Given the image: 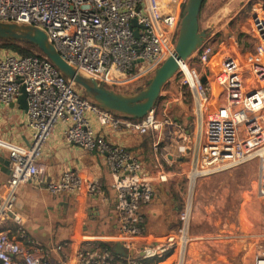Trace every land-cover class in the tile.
Masks as SVG:
<instances>
[{
    "label": "built area",
    "instance_id": "built-area-1",
    "mask_svg": "<svg viewBox=\"0 0 264 264\" xmlns=\"http://www.w3.org/2000/svg\"><path fill=\"white\" fill-rule=\"evenodd\" d=\"M185 2L0 0V21L41 28L61 58L76 71L115 90L113 87L149 76L174 52ZM248 31L254 40L248 57L241 59L227 48L217 60V68L211 64L215 50L212 35L207 33L201 46L179 63L171 78L176 91L161 90L160 96L166 97L161 114L155 105L139 119L104 109L83 97L44 55L20 56L0 49V103L15 101L23 85L27 92L25 123L31 131L28 145L0 139V148L7 150L10 159V174L0 191V264H54L48 250L29 235L24 217L15 210L16 189L22 183L36 181L53 195H74L80 203L74 217L82 222L84 197L100 195L106 199L100 180L76 168L62 169L56 179H47L38 158L57 122L64 124L67 143L101 156L112 178L116 228L97 235L80 232L78 241L68 236L57 243L56 249L68 246L70 253L60 255L56 264H154L153 260L170 250L176 255V264H183L192 241L221 237L247 243L248 264H264V232L222 236L190 232L194 187L201 177L254 160L256 194L264 197V4L254 8ZM194 57L201 63L199 72L189 66ZM202 76L204 83L200 81ZM185 86L193 101L190 134L168 111L170 102L186 98L182 90ZM214 87L217 94H213ZM210 104L214 105L212 110L208 109ZM103 129L149 132L154 169L147 170L122 144L107 140L101 133ZM168 129H175L180 139L178 156L187 157V166L180 173L188 185V199L179 214L178 226L157 234L145 224V208L155 196V186L170 178V171L157 157ZM11 222L14 230L8 227ZM117 241L127 249L126 256L102 245L112 246Z\"/></svg>",
    "mask_w": 264,
    "mask_h": 264
},
{
    "label": "crops",
    "instance_id": "crops-1",
    "mask_svg": "<svg viewBox=\"0 0 264 264\" xmlns=\"http://www.w3.org/2000/svg\"><path fill=\"white\" fill-rule=\"evenodd\" d=\"M209 34L212 35L211 41H213L214 32H210ZM221 44L224 43L222 42ZM219 47L215 50L213 56V58H216L215 61L226 50ZM165 86L163 88L165 93L176 90L174 84H172L170 90H164ZM163 101L161 100L160 104L156 103V108L160 111L159 114H161ZM168 111L172 119L180 124L186 133L190 134L193 131V117L185 112L184 100L170 102L168 104ZM25 115L26 110L20 107L17 100L9 105L0 103V139L20 145H28L31 131L25 123ZM183 115L185 122L181 118ZM63 129L64 124L57 122L50 136L42 145V152L38 158V163L45 167L47 179H56L62 169L76 168L81 174L96 177L100 180L106 199L100 195L84 197L82 205L85 214L83 215L82 222L80 219L74 217L75 209L80 207V203L75 200L74 195L66 193L53 195L46 190L44 184L37 183L36 181H28L18 186L16 189L15 210L24 217V226L29 235L48 250L54 264H56L60 255L70 253L71 247L68 246L62 250L56 249L57 243L62 242L68 236H72L74 240L78 241L80 232L97 235L112 232L116 228L113 192L110 189L112 178L103 164L101 156L96 153L86 152L76 145L67 143L63 137ZM101 133L107 140L122 144L124 147V144L132 142L126 138V132H111L110 130L103 129ZM179 141L180 139L175 129L165 131L159 144L160 150L157 157L162 165L164 164L169 168L176 166L177 170L181 171L187 166V157L178 156L177 145ZM0 152L4 154L5 158H9L6 149L0 148ZM251 167L246 166L244 163L197 180V204L195 208L197 206V209H200V211L198 221L193 225L196 231H198L197 227L199 226L201 228L199 232L204 233L205 231V233H208L207 231H210L211 227H217L219 223V216L216 213L211 214L208 212L211 216L209 218V215L201 212V210L207 212L206 208H208L214 211L219 208L220 204L223 207L224 205L229 206V204L233 205L244 201L243 194L246 190H243V188L245 186L239 183H242L246 179L245 173L247 172H249L247 173V179L251 178L250 173L251 169H253ZM8 172V168L2 166L0 163V191L7 181ZM173 189H175L174 186L166 183L155 186L153 202L145 208V224L151 228L149 230L162 234L170 228V223L174 219L173 211L177 208L176 199L171 192ZM71 197L75 201L74 208L71 214L66 215ZM239 215H236L237 217L234 220H229L234 215L232 213L228 214L227 232L241 231L240 233H246L244 231L246 228L240 229L246 226L244 223H240ZM83 223L84 226L82 225ZM8 227L14 230L15 225L11 222ZM207 227H209V230H207ZM251 231L252 229L249 230V232ZM220 248L207 247L202 242H191L186 249L183 264H248L250 260L247 253H245V247H229V252H232L231 260L226 259V255L229 256V254L225 252L224 247ZM153 261L154 264H176V255L170 250L162 258Z\"/></svg>",
    "mask_w": 264,
    "mask_h": 264
},
{
    "label": "rangeland",
    "instance_id": "rangeland-1",
    "mask_svg": "<svg viewBox=\"0 0 264 264\" xmlns=\"http://www.w3.org/2000/svg\"><path fill=\"white\" fill-rule=\"evenodd\" d=\"M261 4H264V0H206L202 9L199 27L200 29H205L207 33L214 32L212 41L214 50H216L221 45V49H232L237 54H239V57L241 59H245L246 57H248V54L251 52L254 46V40L252 39L248 31L249 18L254 11V8ZM222 42L224 44H221ZM6 50L14 53V51H11L9 49ZM215 60L216 58H214L213 62L211 63L213 67H215L218 63ZM189 66L195 72H199L201 69V63L199 62L197 57H194L189 61ZM151 75L152 74L134 82H129L121 87L113 88L119 92H133L137 87H145L146 81L151 77ZM174 82L175 80L171 79L168 84H166L164 90H170V87L172 86V84H174ZM75 87L80 93L84 94L83 90L79 86L75 85ZM182 90L186 93V98L184 99L185 112L192 117L191 108L193 106V101L191 95L188 93V88L186 86L183 87ZM174 91L176 90H173V92ZM165 99V96L161 97V99L158 101V104L161 103V100L163 101ZM213 107L214 105L210 104L208 109L212 110ZM181 118L182 121L185 122L184 115ZM126 138L132 142H129L130 144H124L125 147H128L130 151L141 160L147 170H153L156 164L154 153L149 149V147L146 148V146L143 145V136L139 133L126 132ZM245 165L252 166L251 168L253 169H251L250 173L251 178L249 180L247 179V173H249L247 172L245 173L246 179H244L242 183H239L245 186V188H243V190H246L243 194L244 201L235 203L233 205L229 204V206L224 205L223 207L220 204L219 208L215 209L214 211L208 208H206V210H208L207 212L205 210H201V212H205L207 215H209V218H211L209 213H216V215L219 216V223L217 224V227H211L210 231H207L208 233H205V231L204 233L199 232L201 228L198 225H196L198 226V231H196L195 227L193 226L194 223L198 221V215L200 211V209H197V206L195 208V205L197 204V186L194 187L190 232L196 234L220 236L225 234H239L241 231H226L228 229V214L231 213L234 215V217L230 218L229 220H234V218L237 217L236 215L240 214V223H244L246 226H243L244 228L241 227L240 229L246 228V230H244L245 232H249L250 229H252L251 232H264V197L258 196L255 190V180L257 174L256 161H249L245 163ZM163 167L170 171L171 174L175 172L174 176L170 174V178L168 182H166V184H171V186H174L175 189L171 190V192L177 202V208L175 211H173L174 219L170 223V228L167 230L169 231L176 228L179 224V214L188 199V185L185 178L181 175L180 170H177L176 166L169 168L168 166L163 164ZM74 204L75 201L73 197H71L69 206L66 210V215L71 214L74 208ZM207 207L209 206L207 205ZM147 228L148 230L151 229L150 227ZM207 230H209V227H207ZM196 242L205 243L207 247H224L225 252L229 254V256L226 255L227 260H231L232 258V252H229V247H249L247 243L242 244L243 242L235 238L221 237L212 240H197Z\"/></svg>",
    "mask_w": 264,
    "mask_h": 264
},
{
    "label": "water",
    "instance_id": "water-1",
    "mask_svg": "<svg viewBox=\"0 0 264 264\" xmlns=\"http://www.w3.org/2000/svg\"><path fill=\"white\" fill-rule=\"evenodd\" d=\"M203 0H186L179 23L174 52L154 70L143 88L123 93L106 87L94 79L82 76L75 68L63 60L48 36L41 28L31 24L0 21V39L29 42L42 51L55 67L72 83L79 86L86 97L100 107L130 116L134 119L144 117L158 102L164 85L174 76L179 63L190 57L203 43L207 31L199 28L198 16ZM135 23V20H133ZM204 83L205 77L200 78ZM20 107L27 109V92L22 85L16 98ZM0 163L10 174V159L0 152ZM8 174V176H9ZM111 249L115 254L126 256L127 249L121 242H114Z\"/></svg>",
    "mask_w": 264,
    "mask_h": 264
},
{
    "label": "trees",
    "instance_id": "trees-1",
    "mask_svg": "<svg viewBox=\"0 0 264 264\" xmlns=\"http://www.w3.org/2000/svg\"><path fill=\"white\" fill-rule=\"evenodd\" d=\"M205 2H206V0H203L202 5H201V8H200V12H199V16H198V22H199V24H200V17H201V14H202V9L204 7ZM0 49H5V50L6 49H9L11 51H14L15 54H18L20 56H26V55H43L42 51H40L37 48V46H35V45H33V44L29 43V42H26V41H16V40H9V39H0ZM168 82L166 84H168ZM123 93H126V91L123 92ZM82 96L83 97H86L85 94H82ZM86 98H88V97H86ZM88 99L91 100L90 98H88ZM140 135L143 136V141H142L143 145H145L146 148L149 147V149L152 151L151 134L149 132H147V133H143V134H140ZM148 144H149V146H148ZM125 148L128 151H130V149L128 147H125ZM101 185H102V183H101ZM102 189H103V186H102ZM102 245H109L110 246L109 248H111V245L108 244V243H102Z\"/></svg>",
    "mask_w": 264,
    "mask_h": 264
},
{
    "label": "bare ground",
    "instance_id": "bare-ground-1",
    "mask_svg": "<svg viewBox=\"0 0 264 264\" xmlns=\"http://www.w3.org/2000/svg\"><path fill=\"white\" fill-rule=\"evenodd\" d=\"M212 66H213V65H212ZM215 68H217V64H216ZM214 70H215V69H214ZM75 85H76V84H75ZM213 89H214L213 94H217V92H218V91H217V88L214 87ZM213 108H214V107H213Z\"/></svg>",
    "mask_w": 264,
    "mask_h": 264
}]
</instances>
